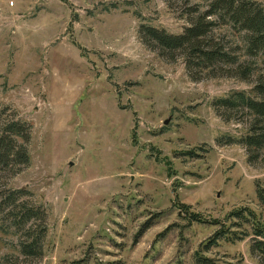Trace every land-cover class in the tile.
I'll return each mask as SVG.
<instances>
[{"label": "rangeland", "instance_id": "obj_1", "mask_svg": "<svg viewBox=\"0 0 264 264\" xmlns=\"http://www.w3.org/2000/svg\"><path fill=\"white\" fill-rule=\"evenodd\" d=\"M191 1L0 0V117L30 138L29 165L0 174V192L24 189L46 213L42 256L0 233V264H258L264 163L217 144L245 117L212 107L250 85L192 81L182 57L138 36L141 24L182 32Z\"/></svg>", "mask_w": 264, "mask_h": 264}, {"label": "trees", "instance_id": "obj_2", "mask_svg": "<svg viewBox=\"0 0 264 264\" xmlns=\"http://www.w3.org/2000/svg\"><path fill=\"white\" fill-rule=\"evenodd\" d=\"M186 6L188 25L182 32L172 34L141 24L138 36L170 60L182 57L192 81L235 78L250 85L249 90L231 91L212 101L215 112L224 113V120H231L227 112L241 113L246 126L240 136L224 135L216 142L241 145L249 164L264 163V6L257 0H192ZM29 139L26 123L0 117V174L15 175L29 165ZM28 194L24 189L0 192V233L17 237V250L24 257L38 258L46 235V213L41 206L20 201ZM256 194L264 205V189L257 187ZM232 217L249 220L241 211ZM251 229L250 253L258 258V264H264V222L255 219ZM232 236L226 231L215 235L217 240ZM210 244L216 240L205 250ZM204 260L198 257L197 262L203 264Z\"/></svg>", "mask_w": 264, "mask_h": 264}]
</instances>
